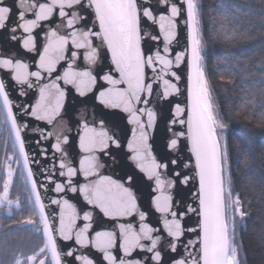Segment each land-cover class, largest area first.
I'll use <instances>...</instances> for the list:
<instances>
[{
	"label": "snow or ice",
	"instance_id": "obj_1",
	"mask_svg": "<svg viewBox=\"0 0 264 264\" xmlns=\"http://www.w3.org/2000/svg\"><path fill=\"white\" fill-rule=\"evenodd\" d=\"M13 5L6 4L5 0H0V29H9L13 35L12 40H22L23 48L32 51L36 48L33 30L39 26L40 21L51 19L54 13L61 18H66L67 27L74 28L75 25L88 21L83 12H88L92 18L93 27L98 31L89 29L82 33V37L73 31L71 33V44L75 49H90L85 53V59L95 64L98 59L99 49L93 46V37H98L104 47L111 54V62L115 66V71L119 73V79L111 74L103 75L102 79L110 87L99 92L101 103L110 108L122 109L128 113V123L135 125L132 131V138L127 143L128 150L132 153L130 159L136 162L141 172L145 173L149 180L155 178L156 188L159 192L154 197V205L157 212L163 216V227L167 232V248L177 252L178 242L186 232H196L195 241L188 240L183 251L186 253L183 258L173 257L172 264H241L238 248L240 243L236 240V219L241 221L248 213L243 210V205L239 195L233 194L232 177L228 167L227 141L223 139V130L227 127L217 112L210 94V85L204 67V37L201 30V13L198 0H184L186 3L188 38L190 45L186 52L175 55V64L184 60L185 55L189 57L188 75V109L186 119L172 120V124L179 123L186 125V138L190 142V151L194 157V175L185 174L182 183L187 185L190 180L198 181V189L195 200L198 202L194 208L191 205L179 210V205L174 204L173 197L165 194L163 189L165 181L161 179V169H167L168 164L157 161L151 152L148 144L149 133L146 128L155 126L156 113L148 108H140L137 105L143 103L147 105L151 96L152 84L147 82L146 68L151 67L153 72H157L154 67L156 62L161 65L157 76L165 85L163 95L169 96L171 93L179 92L176 84L168 79H164L169 73L177 80L179 76L174 71L173 60L168 58L169 45L176 39V17L180 15V8L171 0H49L45 3H37L36 0H13ZM163 6L164 14L160 12ZM68 10H75L70 15ZM58 10V11H57ZM29 16L33 18H28ZM70 17V18H69ZM151 21L159 25V31L163 34V53L159 48L154 54H145L142 43L148 38L147 32L141 27V21ZM17 29L22 33H27L26 37L16 35ZM151 40L156 41L159 36L153 35ZM231 39V37H229ZM69 37L59 35L56 30L49 34V41L43 49V54L39 57L37 71H29V65L12 56L0 55V70H8L10 78L20 85L33 87L32 77L37 81L43 79L41 72H46L49 76L56 71L57 64L65 59L68 52ZM71 61L78 58L76 51L70 52ZM57 80H62L65 84L74 85L81 96L90 91L96 84V76L90 70L75 71L72 62L68 63L63 75H58ZM123 85V87H121ZM23 94V93H21ZM65 90L60 84L53 80L39 88V100L31 108L30 115L38 121H46L52 124L60 116L64 108ZM0 112L3 113V120L0 125H8V135L13 138L12 147L18 150L23 160V166L27 168V178L31 181L29 191L33 194L31 198L32 215L28 216L24 222L36 224L34 217H39L42 228H37V232H43L42 246L37 252L30 256L14 255L11 264H65L64 256H73V251L62 252L57 243V235L63 240H71L73 232L77 229V221L81 216L77 213L76 206L68 199H53L52 204L60 205L58 227L55 218L50 220L46 212V205L41 199L37 181L32 178V169L29 165V155L25 151V141L23 131L26 124L18 123L13 112V102L9 98L3 79H0ZM175 114L177 117L185 114V109L179 104L176 105ZM142 116L147 117L145 122ZM101 129L90 126L88 122L81 124L82 131L79 134V146L83 152L87 153L79 161V168L87 179L93 175H99L96 171L97 157L91 155L97 150H104L112 142L116 147H120L119 141L110 136L103 129V121H100ZM49 135H51L49 133ZM177 138L170 141V148L177 149L179 137H184L185 132L176 133ZM47 138V137H45ZM68 143L65 135L61 139L56 137L54 145L57 152H62V144ZM11 159V157H9ZM15 163H20L17 157ZM170 163H177L172 160ZM187 166V165H186ZM67 169V172L60 171L59 175L68 177L67 183H54V191L63 193L69 189L72 193L83 194L87 205L98 208L104 216L112 219L132 217L138 213L139 231L132 223L119 224V233L122 237V248L124 259H118L111 251L117 248V234L114 231H96L95 238L90 241L88 238L89 229L92 228V213L85 211L82 220L85 222L82 228L75 231L76 243L81 247H87L92 243L94 247L104 253V259L109 264H145L141 259L131 258L137 249L151 253L149 261L155 264H164L162 252V237L154 235L158 231L150 227L144 221L147 219L146 213L138 212V204L135 194L130 187L112 179L110 176H99L94 183H85L77 188L73 184L72 177L76 176L77 169L60 162V169ZM14 170L12 164H7V178L4 181L3 191L0 192V207L12 211L13 205L19 208V197L15 200L9 198V190L13 181ZM175 175L180 177V173ZM51 180V177H48ZM132 177H128L129 182ZM175 181H170L168 186L175 187ZM46 187V186H45ZM188 213H196L199 217L197 227L186 228L183 217ZM147 241L148 243H142ZM39 258V259H38ZM82 264H93L87 256H80Z\"/></svg>",
	"mask_w": 264,
	"mask_h": 264
},
{
	"label": "water",
	"instance_id": "obj_2",
	"mask_svg": "<svg viewBox=\"0 0 264 264\" xmlns=\"http://www.w3.org/2000/svg\"><path fill=\"white\" fill-rule=\"evenodd\" d=\"M37 3L49 2V0H36ZM176 3L180 8V15L176 17V39L169 45L168 58L173 60V68L177 76L180 77L177 80L174 76H164V79L170 80L176 84L179 92H173L169 96L163 95L165 85L163 81L157 76V72L161 65L156 62L154 67L157 72H153L152 68H146L147 82L152 84V95L145 96L143 99H148L147 105L141 103L137 105L140 108H148L156 113L155 126L152 128H146L149 133L148 144L151 146V152L156 157L157 161L163 164H168L167 169H161V179L165 181L164 193L170 194L173 197L174 204L179 205V210L183 211L186 206H197L195 200V194L198 189V181L192 179L187 185L183 184L182 178L185 174L189 176L194 175V157L190 151V142L186 138V125L176 123L173 125L172 120L186 119L188 109V75L189 57L185 55L184 60L176 66L175 55L180 52H186L190 45L188 38V26L186 23L187 12L186 3L184 0H171ZM6 4L13 5V0H5ZM58 11V10H57ZM71 14L75 10H68ZM15 12V7H14ZM160 12H164L163 6L160 7ZM88 21L85 25L84 21L78 22L74 28H68L66 18H61L58 14L54 13L51 19L47 21H40L39 26L33 30L32 35L35 37L36 48L29 51L23 48L22 40H12L13 33L9 29H0V55L12 56L16 59L23 61L29 65V71H37L39 64V57L43 54V49L49 41V34L52 30H56L59 35L69 37L68 52L65 54V59L61 60L57 66L56 71L49 76L46 72H41L43 79L37 81L35 77H32L33 87L28 88L27 85H20L10 78L8 70H0V79L4 80L6 91L9 94V98L13 102V112L17 117L18 123L26 124L22 135L25 141V151L29 155V165L32 169V178L37 181L38 189L41 194V199L46 205V212L49 214L50 220L55 218L56 226L58 227L60 205L52 204L53 199H68L70 203L74 204L77 209V213L81 216V219L77 221V229L82 228L85 223L82 220V216L85 211L92 213V228L89 229L88 238L93 241L96 231H114L117 234V248H113L111 251L118 259H124V253L119 245L122 243V237L119 233V224L132 223V225L139 231L138 213L132 217L112 219L104 216L98 208L92 205H87L84 201L83 194L80 192L72 193L69 189H66L63 193H56L54 191V183H67L68 177L59 175L60 171L67 172V169H60V162L63 161L66 165H70L77 169L76 176L72 177L73 184L77 188L81 187L85 183L92 184L99 176H110L112 179L123 183L126 187H130L136 196L138 204V212L143 211L146 213L147 219L144 223H147L150 227L158 229L154 232V235H160L162 237V245L164 251L162 256L164 257V264H172L173 257L179 259L183 258L186 253L183 251L184 245L188 240L195 241L197 239L196 232H186L181 238V242H178L177 252L173 253L167 248V240L171 239L167 237V232L163 227L161 213L157 212L154 205V197L159 194L156 188L155 178L149 180L145 173L141 172L136 162L130 159L132 153L127 148L128 141L132 138V131L135 125L128 123V113H125L119 108H110L101 103L99 99V92L106 90L110 85L102 79L103 75L111 74L114 78L119 79V73L115 71V66L111 62V54L106 50L103 43L98 37H93V46L99 49L98 59L95 64L85 59V53L90 49H75L71 44V33L77 32L82 37V33L91 29L92 31H98V28L93 27L92 18L88 12H83ZM28 18H33L29 16ZM70 18V17H69ZM141 27L144 32H147L148 38L142 43V47L145 54H154L159 48L161 54L163 53L164 41L163 34L159 31V25L153 24L151 21H141ZM16 35H22L26 37L27 33H22V30L17 29ZM159 36V39L153 41L151 36ZM76 51L78 58L71 61L70 52ZM72 62L73 70L85 71L90 70L94 76H96V84L90 91H87L85 95L81 96L76 90L74 85L65 84L62 80H57V76L63 75V71L67 68L68 63ZM56 80L60 84L61 88L65 90L64 108L61 114L52 124H48L46 121H38L32 117L29 113L31 108L39 100V88L44 84L51 83ZM123 87V85H121ZM23 93V94H21ZM179 104L185 109V114L179 117L175 114L176 105ZM142 119L146 122L147 117L142 116ZM88 122L90 126L96 127L99 131L101 129L100 121H103V129L114 139L119 141L120 147L112 142H109V147L104 150H97L91 155L97 157L96 171L99 175H93L84 178L83 172L79 168V161L83 159L87 153L79 146V134L82 131L81 124ZM185 132L184 137H179V144L177 149L170 148V141L173 138H177L176 133ZM49 133L51 135H49ZM68 137V143L62 144V152H57L54 145L56 143V137L63 136ZM47 137V138H45ZM22 159V157H21ZM172 160H176L177 163H170ZM23 162V160H22ZM187 165V166H186ZM25 168V167H24ZM27 175V168H25ZM176 172L181 175L177 177ZM51 177L49 180L48 177ZM132 177L129 182L128 177ZM31 188V181L28 179ZM170 181H175V187L168 186ZM46 186V187H45ZM9 216L12 215L11 211H6ZM199 217L196 213H188L183 217V223L186 228L197 227ZM73 232V238L71 240H63L57 235V243L59 249L62 252L73 251V256H64L62 259L65 264H82L78 259L80 256H87L88 259L93 261V264H109L104 259V253L96 249L92 243H89L87 247H81L76 243L75 231ZM142 243H148L142 241ZM151 253L143 252L137 249L133 252L132 257L128 259L136 258L141 259L145 264H155V262L149 261ZM48 261L45 262L47 264Z\"/></svg>",
	"mask_w": 264,
	"mask_h": 264
},
{
	"label": "trees",
	"instance_id": "obj_3",
	"mask_svg": "<svg viewBox=\"0 0 264 264\" xmlns=\"http://www.w3.org/2000/svg\"><path fill=\"white\" fill-rule=\"evenodd\" d=\"M198 4L210 94L227 125L233 194L239 195L248 213L236 232L239 258L241 264H264V0H198ZM7 129L8 125H0V192L10 163L14 175L9 198L19 197L20 206L13 205L14 218L3 216L0 207V264H11L14 255H32L44 239L43 232L36 231L42 228L39 217L28 228L20 226L32 215V193Z\"/></svg>",
	"mask_w": 264,
	"mask_h": 264
},
{
	"label": "rangeland",
	"instance_id": "obj_4",
	"mask_svg": "<svg viewBox=\"0 0 264 264\" xmlns=\"http://www.w3.org/2000/svg\"><path fill=\"white\" fill-rule=\"evenodd\" d=\"M211 98H212L213 104H214V106H215L217 112L219 113V110H218L217 104H216V102H215V100H214V97L211 96ZM219 115H220V113H219ZM220 117H221V116H220ZM222 120H223V119H222ZM223 122H224V120H223ZM224 123H225V122H224ZM225 124H226V123H225ZM226 126H227V125H226ZM226 134H227V127L223 130V139H225V140H226ZM228 167H229V160H228ZM240 219H241V218H239V216H237V219H236V232H237V228H238V226H239Z\"/></svg>",
	"mask_w": 264,
	"mask_h": 264
},
{
	"label": "flooded vegetation",
	"instance_id": "obj_5",
	"mask_svg": "<svg viewBox=\"0 0 264 264\" xmlns=\"http://www.w3.org/2000/svg\"><path fill=\"white\" fill-rule=\"evenodd\" d=\"M6 211H7V209L4 208V209L2 210L1 213H2L3 216L8 217L9 215L7 214ZM12 212H13V215L9 216V218H14V217H15V214H14V211H13V210H12ZM27 224H28V225H27ZM31 225H33V224H29V223H26V222L20 224L21 227H26V228H28V227L31 226Z\"/></svg>",
	"mask_w": 264,
	"mask_h": 264
}]
</instances>
